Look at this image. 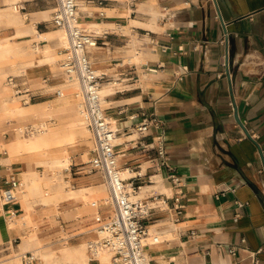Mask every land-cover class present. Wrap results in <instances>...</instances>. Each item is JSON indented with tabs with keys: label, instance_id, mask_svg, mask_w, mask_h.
I'll use <instances>...</instances> for the list:
<instances>
[{
	"label": "crops",
	"instance_id": "crops-1",
	"mask_svg": "<svg viewBox=\"0 0 264 264\" xmlns=\"http://www.w3.org/2000/svg\"><path fill=\"white\" fill-rule=\"evenodd\" d=\"M83 2L86 10L90 6L104 11L99 16L78 6L81 21L95 22L96 30L105 29L98 33V46L90 52L92 63L98 70L106 65L108 70L102 71L122 80L116 86H102L105 115L120 135L118 140L126 138L116 143L118 164L122 172L141 167L145 176L132 196H146L155 205L146 222V238L153 241L156 235L158 242L147 255L154 264L158 260L161 264H264V0H133L132 6L131 0ZM15 3L24 10L17 14L12 7ZM49 5L39 0H0V58L23 53L31 46L30 56L37 64L30 73L21 70L0 81V124L21 121L9 106L23 110L29 115L26 120H32L47 108L35 111V106L64 94L65 75L47 66L55 63V49L60 46L57 31L62 30L45 19ZM164 6L172 13L167 20L161 18ZM135 34L139 38L135 55L141 57L134 63L137 78L132 64L123 63ZM151 40L166 51H150ZM150 66L158 67L156 72H148ZM10 76L24 93L16 94L8 84ZM152 112L162 121L170 168L155 169V150L142 153L127 143L134 126ZM159 133L161 129L152 127L143 142H152ZM5 137L0 133V192L12 176L20 181L14 203L3 205L0 199V248L15 246L24 252L48 254L87 244L96 226L112 213L104 201L107 192L95 188L104 184L76 171L77 167L71 166L68 172L65 168L63 181L73 184L67 185L73 193L65 195L64 188L59 197L67 199L39 208L38 200L30 196L44 188L41 184L51 174L43 180L34 168L62 167L69 161L52 157L49 145L42 144L38 135L19 144L14 137ZM170 173L178 177L181 187L172 186ZM27 175L37 178L36 186L28 184L30 178L25 181ZM178 190L180 214L174 208ZM149 191L158 195L155 201L147 196ZM65 208H73L76 219L66 224L69 235L48 248L42 230L52 226L44 218L49 213L55 222L56 211ZM8 209L16 210V216L9 218ZM72 238L79 239L67 242Z\"/></svg>",
	"mask_w": 264,
	"mask_h": 264
},
{
	"label": "built area",
	"instance_id": "built-area-1",
	"mask_svg": "<svg viewBox=\"0 0 264 264\" xmlns=\"http://www.w3.org/2000/svg\"><path fill=\"white\" fill-rule=\"evenodd\" d=\"M103 1V0H96ZM133 0L129 2L133 5ZM57 7L52 12L51 21L57 27L65 32L69 42L68 47L59 50L58 67L68 79H75L80 83L83 96L85 112L82 116L84 126L90 132L93 139L94 147L91 150V156L87 161L81 162L80 166H75L76 171H83L86 175H97L100 182L105 185L109 192L108 203L112 209L111 215L104 222L95 228V237L87 243V254L90 264H101L98 254L101 250H105L110 257L112 264H154V261L144 251V238L148 231L146 222L150 218V213L155 205L152 202L142 199H132L141 187L140 180L145 176L141 172V167L131 171V175L122 176V169L118 164L119 153L116 149L117 144L114 142L116 131H113L110 122L105 115L104 106L102 104L101 88L104 84H112L116 86L122 80L114 78L105 71L98 70L92 63L90 52L98 46L99 34L88 30L80 25V14L77 11V0H56ZM14 9L24 10L20 4H12ZM99 16H104V11H98ZM172 16L163 7L161 18L167 20ZM150 51H166V47L158 45L154 40L149 41ZM180 52L182 48L179 49ZM122 64V63H121ZM133 73L136 75L134 64ZM158 67L150 66L148 72H156ZM184 72L187 71L185 66L182 67ZM178 79H182V74L178 75ZM8 84L16 89V94H21L20 87L16 83L15 77L10 76L7 79ZM24 101V100H23ZM152 127L161 129L155 139L150 143H144L143 137L150 131ZM136 137L127 140L132 147H139L142 153H148L155 150L157 154V162L152 163L155 169L160 166H168L165 160L164 136L162 129V121L152 112L149 116H145L139 123L134 126ZM23 133L27 136L36 133V129L28 126L23 129ZM264 155V150H262ZM65 170L71 171V168ZM264 171L261 169V172ZM172 186L181 187L178 177L174 173L168 175ZM73 186L70 182L66 181ZM19 187V179L12 176L7 185L0 192L1 204L9 205L17 200V189ZM174 205L177 214L182 211V205L179 204V194L176 191ZM158 195L151 194L149 198L156 200ZM8 217H15L17 211L8 209ZM176 220V218H175ZM234 220H237L235 215ZM244 242V239H241ZM153 242H158V237L153 236ZM9 249V248H8ZM233 248L230 250L233 252ZM21 264H41L39 257L32 251L18 253Z\"/></svg>",
	"mask_w": 264,
	"mask_h": 264
},
{
	"label": "rangeland",
	"instance_id": "rangeland-1",
	"mask_svg": "<svg viewBox=\"0 0 264 264\" xmlns=\"http://www.w3.org/2000/svg\"><path fill=\"white\" fill-rule=\"evenodd\" d=\"M40 2L43 3H50L49 5V11H48V16L45 18L47 20H50L52 17V12L55 10V8L57 7V2L56 0H39ZM81 6L82 10L90 13V14H95L98 13L96 12L99 11V9L96 8H91L90 6L88 7V10H86V6L84 5V2H81L80 0H78V6ZM80 8H78L79 14L82 12ZM95 11V12H94ZM108 14H111L112 12H107ZM156 14H158V11L156 12ZM155 14V15H156ZM29 19V17H27L25 19V21L27 22ZM84 22V21H83ZM86 23V22H85ZM83 27H86L88 30L92 31V32H96V33H102L105 29L102 30H96L95 28H97L98 26L93 24V25H84ZM108 27H113L116 29V27L113 25L108 26ZM56 29V27H54ZM62 32H64L63 30H60ZM124 33L126 34H130V30L128 28H124L122 30ZM65 35V32H64ZM139 38H137L136 34L131 36V41L129 42V50H128V54H126L123 58V63L125 62H129L130 64H134V63H138L141 59V57H137L135 55V52L137 50V48H139L138 41ZM63 46H57V48L55 49V56H56V60L55 63L48 65L50 71H60V68L57 65V61L59 59V50L62 49ZM33 52V49L31 46H27L25 51L23 53H19V54H14L11 57H1L0 58V70L3 71L2 76L0 75V81L5 80L6 76L9 74H20L21 70L26 72V73H30L31 69L36 67V63H34L32 61V58L30 56V54ZM95 66V64H93ZM96 67V66H95ZM117 68L121 67V64H118V66H116ZM99 70H108V68H106V65L99 67ZM61 74V72H59ZM2 77V78H1ZM64 94L60 95V97L55 98L51 101H47L44 104H39L37 106H35V111H39L41 110L43 107H48V106H55V107H64L65 109L64 111H62L60 114L58 115H52V116H48L47 120H42L40 117L36 116L34 119L32 120H26V121H17V120H12V121H8V122H3L2 124H0V133L6 134L8 139H11L12 137H17L18 134H21L22 136H24L25 134L23 133V129H25L28 126H36L39 127V129L41 128V124L43 123V121L46 123L47 129L49 130L50 133L54 132V133H59L61 135L70 133L73 134L75 139L78 141L79 146L77 148V151L73 152L70 154L71 156V160L68 162L67 165H64L62 167H56L50 164H46L44 165V167H39L36 166L34 168V170H36L39 173V177L44 179H47V175L51 174L50 180L46 181L43 183V185L41 184V187L43 189H41L40 191H37L35 193H33V196H30L32 199L34 200H38L39 204V208L41 207H50V206H56L58 201H60V199L65 200L67 199L66 197H59L60 192H62L65 189H69L70 187L67 186L68 183L63 181V176L66 173V171H64L65 168L71 167L68 166L70 163L71 165H78L80 166L81 162L87 161L89 159V157L91 156V150L94 147L93 144V139L91 137L90 132L86 129V127L84 126V122H83V113H81L78 116H73L72 115V110L73 108V96L71 95V90L76 86H78L77 83L75 82H69L68 79L65 76V81H64ZM62 86V87H63ZM80 89V101H82V92H81V88L80 86H78ZM47 89V88H46ZM12 97L17 100V102L19 104H22V100H20L21 98H16L15 96L12 95ZM12 107V106H10ZM83 107H84V102H83ZM64 112H66L64 114ZM73 118H77V120L74 121V125H68L70 124L69 121H71ZM35 127V128H36ZM39 135H42L39 133ZM27 136V135H25ZM136 137V133H133V135L129 138H133ZM126 138L122 137V139L120 140H115V143H119L124 141ZM68 146H70L68 144ZM7 148V147H5ZM75 168V166H73ZM68 172V171H67ZM60 173V177H57L56 174ZM91 176L95 177L98 181H100V178L97 177V175H93L91 174ZM31 179V181H27L28 179ZM20 181V180H19ZM25 181L28 182V184L30 183V186L32 184V186H36L37 185V178L35 176L32 175H27L25 177ZM48 183V185H44ZM28 186H26V184L24 185V188L26 189ZM65 188V189H64ZM97 189L100 190H104L107 192L106 195V199H109V195H108V191L107 188L104 185H99L97 187H95ZM152 193V191H149L147 193V196H149ZM142 200L147 199L146 196H143L141 198ZM108 205H110L108 203ZM58 212V213H57ZM56 215L58 216L57 221L53 222L51 215L48 213V216H46L44 218V221H46L48 224V226H52V229L47 228V227H43L42 233L46 234V244H49L47 247H56L60 244L61 238L63 235H69L67 233V230L69 228H65L66 224L68 223H72L73 221H75L76 219V212L75 210H73V208H65V209H61L59 211H56ZM60 226H63L65 229V232L61 229ZM23 229V228H22ZM24 230V229H23ZM50 231V232H49ZM25 232V231H24ZM49 232V234H47ZM24 234V233H23ZM22 234V235H23ZM21 235V236H22ZM95 235V233H94ZM95 236H93L94 238ZM92 238V239H93ZM21 239V238H20ZM79 239V238H78ZM75 239H71L67 242L69 243H75L78 241ZM56 241V242H53ZM52 242V243H51ZM24 252L22 249L18 248L16 249L15 246H10V248L8 250H2L0 248V264H21L20 261V257L18 255V253H22ZM33 252V251H32ZM146 254L147 253H151V251L146 247ZM36 255L39 257V260L41 262V264H48L47 262H45L39 252L36 250ZM100 258V257H99ZM109 259V257H108ZM101 260V264H107V262H105L104 260ZM110 260V259H109Z\"/></svg>",
	"mask_w": 264,
	"mask_h": 264
},
{
	"label": "bare ground",
	"instance_id": "bare-ground-1",
	"mask_svg": "<svg viewBox=\"0 0 264 264\" xmlns=\"http://www.w3.org/2000/svg\"><path fill=\"white\" fill-rule=\"evenodd\" d=\"M80 1L83 2L84 0H80ZM77 5H78V0H77ZM14 10L17 13V11L19 9H14ZM77 11H78V7H77ZM78 13H79V11H78ZM86 24L97 25L95 22H93V23L86 22L85 23V22L80 20L81 26H84ZM33 32H34V35L36 36L37 35V29L35 27L33 28ZM57 34L59 36L60 46L68 47L69 42L66 38V35H64V32L58 30ZM68 81L69 82H75L78 84V86H80V83L75 79H68ZM78 86L77 87L75 86L71 90V95L73 96L72 105L74 108L71 113L73 116H78L81 113L84 114V112H85V108L83 107V96H82V101H80V92H79L80 89H78L79 88ZM102 88H101V95H102V104H103V101H104L103 95L106 92V90H104V87H102ZM64 109H65V106L64 107L48 106L47 108H44L41 111H39L38 113H36L35 116H38L42 120L45 121V120H47L48 116L58 115L62 111H64ZM11 110L13 113H18L19 118L21 119V122L26 121L27 116H29L26 112H24L21 109H17L16 107L12 106ZM75 120H77V118H73L71 121H69V123L70 122L71 123L68 125H74ZM44 121L41 124L42 129H39V127H36V126H32L34 128L36 127L35 128L36 129L35 134L29 135V136H25V135L22 136L21 134H18L17 137H14V139H17L16 141L19 144V143L24 142V140L28 141L31 137L38 135V137H40V141L42 144L49 145V149L51 150L50 154L52 157H55L56 159H58L60 157V158H63L64 160H66L67 162L70 161V154L77 151V148L79 146L78 141L75 139L74 135L70 134V133L64 134V135H62V137L58 138L57 133H54V132L50 133L49 132V130L47 129L46 123H45L46 121L45 122ZM111 128L113 131H115L114 126H112ZM39 133L42 135H39ZM119 136L115 135V140H118L120 138ZM51 143L55 144L56 147L51 148V146H50ZM68 144L70 146H68ZM129 174H130L129 171L128 172L127 171L122 172L123 177H125ZM72 193H73V190L69 188V189H66L65 195L69 196ZM131 197H132V199H136V197H134V196H131ZM104 201L106 204H108V198L105 199ZM143 242L145 244L144 251H146V247L150 251H152V249L156 246V244L152 241L151 238L145 237ZM39 254H40L41 258L45 262H47L48 264H59L60 261L68 263V264H88V260H89V256L87 254V244H82L81 246H78L76 248L62 249L60 251L59 250L53 251L52 253H48V254H44L43 252L42 253L39 252ZM98 257H100L102 260L107 262V264H112L111 260H109L110 259L109 254L105 250H101L98 254ZM108 257H109V259H108ZM156 264H161V261L158 260Z\"/></svg>",
	"mask_w": 264,
	"mask_h": 264
},
{
	"label": "water",
	"instance_id": "water-1",
	"mask_svg": "<svg viewBox=\"0 0 264 264\" xmlns=\"http://www.w3.org/2000/svg\"><path fill=\"white\" fill-rule=\"evenodd\" d=\"M261 155H262V161H263V163H264V155L262 154V152H261Z\"/></svg>",
	"mask_w": 264,
	"mask_h": 264
}]
</instances>
